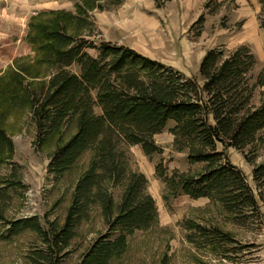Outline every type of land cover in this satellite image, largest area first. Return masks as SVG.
I'll list each match as a JSON object with an SVG mask.
<instances>
[{"label": "trees", "instance_id": "16d2710c", "mask_svg": "<svg viewBox=\"0 0 264 264\" xmlns=\"http://www.w3.org/2000/svg\"><path fill=\"white\" fill-rule=\"evenodd\" d=\"M122 1L77 0L73 11L62 8L36 13L26 34L33 57L19 58L0 73V167L14 154L7 120L26 111L36 120L39 146L56 137L48 163L51 173L66 172L82 154L92 152L77 178L63 223L43 230L48 264H58L61 247L73 236L90 204L100 205L108 231L95 238L76 264H107L126 249V236L154 223V200L144 192L147 179L143 173L128 170L120 145L140 144L148 154L160 152L153 136L170 120L174 122L170 129L174 146L187 148L190 161L207 163L202 173H176L166 178L171 192L214 197L227 211L248 202L256 205L244 174L217 150V144L224 149L245 147L264 126V98L258 106L251 105L254 88L264 85V72L250 82L254 54L245 44L226 56L217 48L207 49L199 63L203 82L198 85L193 75L128 45L86 38L92 26L89 13ZM155 1L162 6L163 0ZM257 1L264 32V0ZM203 20L200 14L194 24ZM88 49H94L96 55H90ZM74 63L80 66L78 74L67 69ZM95 104L101 107L100 114L94 112ZM70 125L73 132L63 140V128ZM252 174L258 189H264V162ZM114 185L122 186L117 205L109 191ZM18 223L42 231L29 219ZM190 227L208 234L209 229L200 224ZM219 233L226 240L230 237L227 232Z\"/></svg>", "mask_w": 264, "mask_h": 264}, {"label": "rangeland", "instance_id": "374dc122", "mask_svg": "<svg viewBox=\"0 0 264 264\" xmlns=\"http://www.w3.org/2000/svg\"><path fill=\"white\" fill-rule=\"evenodd\" d=\"M76 1L0 0V73L19 58L33 57L26 41L27 24L33 15L49 9L73 11ZM128 1L138 4L141 14L136 16L126 9V15L119 5L92 10L91 33L85 37L113 43L120 39L186 74L207 49L217 48L226 56L245 44L256 60L250 82L264 72V32L259 24L257 0H163L160 7L155 0H123L121 4ZM200 14L204 15L201 26L194 24ZM138 22L141 30L135 27ZM87 52L96 55L94 49ZM67 69L78 74L80 66L74 63ZM191 74L198 85L203 82L198 72ZM263 98L264 85L256 86L251 105L258 106ZM93 109L101 113L98 104ZM7 121L14 154L0 167V264H48L43 230L63 223L77 178L87 167L92 152L82 154L66 172L51 173L48 163L56 137L39 146L36 120L27 111ZM173 125L170 120L153 136L155 144L162 148L160 152L148 154L140 144L120 145L128 170L146 177L144 192L154 200L156 217L151 226L126 236V249L107 264H264V189H258L252 174L254 167L264 162V126L256 140L243 148L224 149L217 144V150L223 151L222 158L244 174L256 204H239L227 211L214 197L193 198L168 189L166 178L176 173H202L207 165L205 161H190L187 148L178 150L174 146L170 131ZM63 129L62 138L66 140L73 126ZM109 191L117 205L122 186L114 185ZM23 219L39 224L42 231L32 229L30 222L15 224ZM190 224L205 226L208 234L198 233ZM107 231L100 205H88L87 215L61 247L58 264H76L95 238ZM219 232L229 233V239Z\"/></svg>", "mask_w": 264, "mask_h": 264}, {"label": "crops", "instance_id": "0c3cea01", "mask_svg": "<svg viewBox=\"0 0 264 264\" xmlns=\"http://www.w3.org/2000/svg\"><path fill=\"white\" fill-rule=\"evenodd\" d=\"M123 2V1H122ZM124 5V6H123ZM120 6V8H122V9H124V10H122V12L124 13V14H128L127 12H125V10L126 9H130V10H132V11H130V13H133V15H139V14H141V12L139 11L140 9V7L138 6V4H136V3H132V2H130V1H128L127 3H125V4H121V5H119ZM246 24V26L248 25V22L247 23H245ZM135 27H137V29H139V30H141V28L142 27H140L139 26V22L138 23H136V25H135ZM119 41H120V43H119ZM113 43V42H112ZM116 44H119V45H128V46H130V47H132L133 49H135L137 52L139 51V52H141V53H143V54H145V55H147L145 52H142L143 50H141L140 48H137L135 45H130V44H128V43H124V42H121V40L120 39H118L117 40V43ZM148 56V55H147ZM202 53H201V56H200V58H199V60L197 61V63L194 65V67H192V68H190L189 70L190 71H187V70H185V71H187V74L185 73V72H183L184 74H186V75H188V76H192V74H191V71H193V73L195 74L196 72H199L198 71V68H199V63H200V60H201V58H202Z\"/></svg>", "mask_w": 264, "mask_h": 264}]
</instances>
